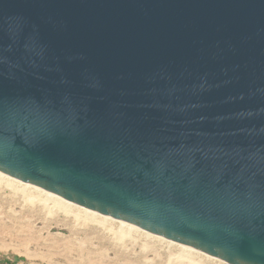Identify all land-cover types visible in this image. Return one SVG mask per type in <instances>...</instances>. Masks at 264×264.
<instances>
[{
  "label": "water",
  "instance_id": "obj_1",
  "mask_svg": "<svg viewBox=\"0 0 264 264\" xmlns=\"http://www.w3.org/2000/svg\"><path fill=\"white\" fill-rule=\"evenodd\" d=\"M0 172L264 264V0H0Z\"/></svg>",
  "mask_w": 264,
  "mask_h": 264
},
{
  "label": "rangeland",
  "instance_id": "obj_2",
  "mask_svg": "<svg viewBox=\"0 0 264 264\" xmlns=\"http://www.w3.org/2000/svg\"><path fill=\"white\" fill-rule=\"evenodd\" d=\"M4 177L0 264H229L140 228L128 230L124 221L91 213L65 199L67 211L56 210L49 200L45 204L39 200L51 196L49 192ZM5 181H12V186ZM87 213L94 218H87Z\"/></svg>",
  "mask_w": 264,
  "mask_h": 264
},
{
  "label": "bare ground",
  "instance_id": "obj_3",
  "mask_svg": "<svg viewBox=\"0 0 264 264\" xmlns=\"http://www.w3.org/2000/svg\"><path fill=\"white\" fill-rule=\"evenodd\" d=\"M6 175V174H5ZM5 175H3L2 173H0V183H1V178H3ZM8 176V175H7ZM5 178V177H4ZM14 179V178H13ZM17 180V179H16ZM4 181V180H3ZM5 182H7V181H5ZM7 184H8V186H12V181L10 182L9 181V183L7 182ZM6 184V185H7ZM33 186V185H32ZM34 188H37V189H40V190H44V189H42V188H39V187H37V186H33ZM15 190V189H14ZM23 190V189H22ZM44 191H46V190H44ZM23 192V191H22ZM46 192H48V191H46ZM50 193V192H49ZM25 194V193H24ZM52 194V195H51ZM26 195H27V193H26ZM28 195L30 196V198H33V199H36L38 196H32V195H30L29 193H28ZM50 195L51 196H49V195H47L45 198H39V200L40 201H42L43 202V204H45V202L47 201V200H49L50 202H52V205H53V208L54 209H56V210H60V211H67V209H66V205L65 204H67L66 203V201L62 198V197H60V196H58V195H55V194H53V193H50ZM29 198V197H28ZM37 198V199H38ZM36 199V200H37ZM38 201V200H37ZM68 205V204H67ZM68 206H70V205H68ZM87 210V209H86ZM89 211V210H88ZM89 212H91V213H93L94 211H92V210H90ZM95 213V212H94ZM88 214V217L87 218H90V219H93L94 217L93 216H91L90 215V213H87ZM103 216H105V215H103ZM99 220V219H98ZM101 220H103V219H101ZM101 222V221H100ZM99 223V222H98ZM126 224H128V223H126ZM103 225V224H102ZM128 226V230H130L131 228H133V227H136V226H133V225H131V224H128L127 225ZM131 226H133V227H131ZM137 228V227H136ZM119 231L120 232H123L124 234H127L126 232H128V231H124L123 229H122V227H120L119 228ZM184 246V245H183ZM187 247V249L188 250H194L193 248H191V247H188V246H185V248ZM182 252V251H181ZM189 251H187V253H188Z\"/></svg>",
  "mask_w": 264,
  "mask_h": 264
}]
</instances>
